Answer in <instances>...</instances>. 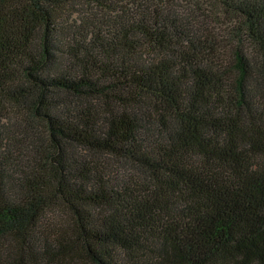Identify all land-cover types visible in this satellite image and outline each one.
Returning <instances> with one entry per match:
<instances>
[{
    "label": "trees",
    "instance_id": "obj_1",
    "mask_svg": "<svg viewBox=\"0 0 264 264\" xmlns=\"http://www.w3.org/2000/svg\"><path fill=\"white\" fill-rule=\"evenodd\" d=\"M0 264H264V0H0Z\"/></svg>",
    "mask_w": 264,
    "mask_h": 264
},
{
    "label": "rangeland",
    "instance_id": "obj_2",
    "mask_svg": "<svg viewBox=\"0 0 264 264\" xmlns=\"http://www.w3.org/2000/svg\"><path fill=\"white\" fill-rule=\"evenodd\" d=\"M80 1H83V0H80ZM181 3L183 4L184 2L181 1ZM78 7L82 9V7H84V5H81V6H78Z\"/></svg>",
    "mask_w": 264,
    "mask_h": 264
}]
</instances>
